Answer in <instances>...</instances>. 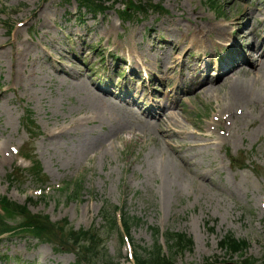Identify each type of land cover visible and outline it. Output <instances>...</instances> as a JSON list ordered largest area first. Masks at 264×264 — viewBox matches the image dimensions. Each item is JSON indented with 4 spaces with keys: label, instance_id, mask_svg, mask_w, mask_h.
I'll list each match as a JSON object with an SVG mask.
<instances>
[{
    "label": "rangeland",
    "instance_id": "374dc122",
    "mask_svg": "<svg viewBox=\"0 0 264 264\" xmlns=\"http://www.w3.org/2000/svg\"><path fill=\"white\" fill-rule=\"evenodd\" d=\"M131 2L136 5L124 13ZM150 2L159 6L151 7ZM46 4L52 10L51 35L62 38L56 42L58 51L47 44L49 38L40 36L43 18L32 20L29 29V23L25 25ZM76 5L75 1L64 4L61 0H0V37L32 39L46 49L44 53L32 46L29 56L21 57L19 76L12 71L10 54L0 58V88L11 87L0 105V197L7 196L19 204L30 200L28 209L33 214L62 221L57 229L60 238L55 236L51 241L65 242L57 249V242L15 231L0 247V264H17L13 259L18 256L27 257L31 264H132L126 258L131 252L128 243L121 248L119 232H112L102 220L100 212L105 202L138 217L131 228L137 247H154L152 227L191 236L193 249L176 255L177 264H264V101L237 106L234 111L241 119L233 122L224 116L226 121L222 122L219 114L227 107L229 85L217 79L222 71L221 76H228L239 66L226 68L225 55L236 53V48L252 63L258 51H264V0H119L96 18L77 13ZM74 15L82 18L75 19ZM173 17L177 25L170 23ZM197 25L212 28L209 36L203 28L194 33L206 40L207 50L201 45L182 48L178 60L171 63L169 77L163 75L156 68L168 56L164 39L158 34L160 28L173 30L180 42L192 35ZM134 30L137 50L161 43L148 55L150 65L134 68L136 63L143 65L137 56L128 54V45L134 44L130 39ZM86 32L89 36L82 43L80 35ZM254 43L259 44L258 49L253 48ZM81 47L85 48L82 52ZM154 54L162 61L156 62ZM55 67L81 72L89 86H104L113 97H126L123 86L132 85L130 95L134 92L137 98L103 104L78 80L53 75ZM200 67L208 71L210 80H216L215 90L203 89V77L191 75ZM161 102L175 103L173 112L197 137L215 135L210 140L215 145L185 150L184 154L193 157L198 168L216 165L220 171L212 177L232 191H218L208 183L211 177L201 184L191 176L173 185L164 183L157 148L169 150L164 142L152 141L159 133L155 124L161 127L156 119L159 114L143 121L137 112L130 111L141 107L144 113ZM28 109L41 126L34 137L22 122ZM194 123L208 127L201 132ZM175 138L177 142L192 140L189 134H176ZM23 154L41 162L39 179L21 172L10 177L14 168L31 166ZM65 182L79 183L77 195L68 196ZM23 223L16 217L8 225ZM91 228L98 237L97 251L88 261L79 262L76 253L87 256L65 236L70 229ZM227 233L247 241V252L231 254L220 249L219 242ZM160 242L165 251L169 250L164 238Z\"/></svg>",
    "mask_w": 264,
    "mask_h": 264
},
{
    "label": "bare ground",
    "instance_id": "6f19581e",
    "mask_svg": "<svg viewBox=\"0 0 264 264\" xmlns=\"http://www.w3.org/2000/svg\"><path fill=\"white\" fill-rule=\"evenodd\" d=\"M51 6L47 5L43 7L40 11H36L29 19H27V29L31 27V21L32 20H38L39 17L43 18V21L40 24L39 30H40V36L43 38H49L48 45L54 49L55 51H58L59 48L57 47L56 42L60 41L62 38L60 36H52L51 32L52 30L50 25V16L51 14ZM55 13V12H54ZM22 21H25V13L22 12ZM175 18L173 17L170 19V23H173L172 25H177L175 22ZM196 24V23H195ZM170 25V26H172ZM199 26V27H198ZM197 25L195 26V30L193 31L192 35H189L188 37H183V39L180 42H177V37L173 30H170L168 28H160V32H158L159 36L164 39L167 58L164 60V64L160 66H156L157 70L163 75H166L169 77V73L172 72L171 70L173 67L171 66V63H175L178 60L179 52L184 47L196 46L201 45L205 47L207 50V43L205 42V39H202L203 37L197 36L194 34L197 30H203L207 33V36L211 33L212 28L207 29V27ZM115 26H113L114 28ZM250 30H253L250 28ZM109 33V31H107ZM20 33V30L17 32V36ZM81 36V35H80ZM89 36V33H84L83 36H81L82 43L86 42L87 37ZM83 37V39H82ZM136 38V30L132 31V37L130 38L134 44L128 45V54L130 56H137L139 59H141L146 65H150V62L146 60L148 55H151L155 48H159L161 43L157 42L156 45H151L149 47L143 46L140 50H137L135 46V39ZM191 45V46H190ZM32 46H34L36 49L43 50L44 53H46V49L44 48L43 44L35 43L32 39H26L24 37H21L18 39V41L11 40V39H3L0 37V58L3 56H6L10 54L12 57V71L16 76H19L18 68L21 66V57L24 55L29 56L28 53H30ZM254 49H258L259 44L254 43L253 45ZM174 47V51L172 48ZM84 50V47H81ZM204 50V51H205ZM236 53H229L225 55L227 66L226 68L234 67L236 65L235 70L228 75V76H221L224 74L225 71H222L223 73H220L218 78L221 82H224L229 85V101L227 104V107L220 110L219 116L221 121L223 122L228 119H232L233 122L239 121L241 118L238 117V115L235 113V108L237 106H244L248 105L251 101H264V51L261 53L259 52V56L256 58V61L252 63L250 61L249 68L243 67V63H247L249 60L248 58L239 50V48H236ZM155 55V54H154ZM53 60V58L51 57ZM162 57H158L155 55V61L160 62L162 61ZM51 67H53V64H51ZM134 68H138V65H134ZM155 68V69H156ZM161 68V69H159ZM169 74V75H168ZM53 75L57 76L58 78L64 77L69 79L78 80L80 84H82L85 88H87L90 92V94L93 95V97L105 104L107 101H111L113 99H116L120 103L126 102V99H134V96L130 95L131 87L127 90L128 95L126 97H123L121 95H118L116 97H113L110 90H108L106 87L102 86L100 87L98 84L94 85L95 89L89 86V84L86 83V80L83 79V74L81 72L77 71H71L70 69L66 67H55V70L53 71ZM191 75L194 78H200L203 77L202 83L206 84L203 89L205 90H215L216 89V80H210L209 73L207 70L203 69V67L197 68L193 72H191ZM184 77H187L186 74H183ZM111 79V78H109ZM112 81V79H111ZM5 86V85H4ZM7 86V84H6ZM115 86V84H114ZM11 89V87L7 86L4 89L0 88V105L2 101L6 98H8V91ZM117 98H125L124 100H119ZM151 105V108H149V113H145L147 117H154V114L152 113L153 110H157L158 108L161 109V117L159 116V120L161 123V127H158L157 124H155L156 129L158 130V134L152 138V141L156 144L159 141L164 142L167 145L168 152L162 148V146H159L157 148V152L161 156V166L159 168V171L161 173V177L164 180V183H171V185L175 184L176 180L180 179H190V176L193 178L194 182L196 184H201L202 180L206 177H211V180L208 181V183L216 188L218 191L224 192L231 190L227 185L218 183L213 177L216 176V174L220 171V169L216 165L209 164L207 167H196L197 162L193 157L186 156L184 154L185 150H192V151H198L202 148H209L215 144L210 143V140L214 138V134L205 135L200 134L198 137L197 134H194L183 125L182 121L179 119V116L173 109V106L176 105L175 103H170L169 105L165 104H156ZM139 110V107L138 109ZM132 113H135L136 111L130 110ZM172 111V112H171ZM158 112V111H157ZM154 112V113H157ZM144 114V113H143ZM141 116V114H140ZM166 116L167 118H171L172 121H167L163 117ZM143 121H147L148 119H144ZM149 125L152 123H148ZM199 127V130L201 132L206 131L208 125L206 124H200V123H194ZM178 134L180 136L190 135V138L192 140H181L180 142L176 141L175 135ZM132 139L135 137H131ZM218 140L221 142V138L218 136ZM203 141V142H201ZM198 155V152H197ZM189 175V176H188ZM213 176V177H212ZM232 191V190H231ZM11 236H8L6 239L2 240L0 242V245H3V241L11 240ZM22 262L24 264L31 263V261L25 257L22 259Z\"/></svg>",
    "mask_w": 264,
    "mask_h": 264
},
{
    "label": "trees",
    "instance_id": "16d2710c",
    "mask_svg": "<svg viewBox=\"0 0 264 264\" xmlns=\"http://www.w3.org/2000/svg\"><path fill=\"white\" fill-rule=\"evenodd\" d=\"M97 1L99 0H92V4L94 6H98ZM10 211H14L16 209L23 210L26 213V206H20L16 204L9 205ZM114 207L111 206V209H108L107 207L102 210L101 214L106 223H111L114 229L117 226V220L114 215ZM32 221H30V226H33L36 229H40L42 227H39L40 225V219L36 217L31 218ZM133 218L127 216L124 217V227L125 231L127 233H130L131 226L133 224ZM78 234L79 232H74V234ZM81 234L89 235V231L81 232ZM154 235L156 237V246L154 249V253L148 252V253H142L136 251V264H174L172 259H166L162 253L161 247L158 245V235L159 231L154 229ZM166 240L170 244V250L177 252L180 249L183 248H192V241L190 238H187L184 234L179 233H172L167 232L166 233ZM94 236L91 238H88V241L90 244H93ZM221 247L226 248L230 251H237L240 249H243L245 247L244 242L237 241L234 237L231 235H227L224 240L221 242Z\"/></svg>",
    "mask_w": 264,
    "mask_h": 264
}]
</instances>
